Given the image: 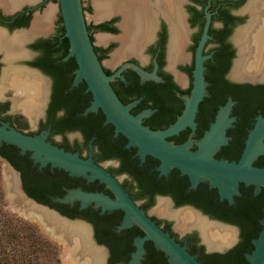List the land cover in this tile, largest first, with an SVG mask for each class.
Here are the masks:
<instances>
[{"label":"flooded vegetation","instance_id":"obj_1","mask_svg":"<svg viewBox=\"0 0 264 264\" xmlns=\"http://www.w3.org/2000/svg\"><path fill=\"white\" fill-rule=\"evenodd\" d=\"M48 1L14 9L15 0H0V121L31 135L47 131L46 139L52 144L91 157L202 264H244L242 258L246 260L252 249L248 243L252 245L262 226L264 185L177 165L166 167L160 158L142 153L126 135L116 131L100 108L83 113L92 95L85 81L71 85L76 61L73 57L64 59L62 54L65 46L59 6L57 16L53 19L52 10L45 26L35 23L51 7L44 10ZM107 1L96 0L95 15L101 3L110 13L96 15L87 24L93 43L105 49L100 60L112 75L110 82L119 98L131 104L130 112L152 130H164L176 122L186 106V96L191 94L196 50L206 33L200 52L204 56L205 93L191 122L164 138L189 151L232 162L242 156L250 131L260 123L255 139L258 146L249 160L264 166V0H130L128 5ZM83 7L84 12L91 9L92 0ZM133 10L145 14L147 31L141 51L114 57L116 50L111 53L110 65L106 64L103 59L116 42L121 44L125 14ZM100 23L115 26L116 31L101 29L97 26ZM118 29L121 32L115 36L106 35L105 43L95 42L94 30L114 34ZM136 66L156 77L143 76ZM55 94L73 105V125L53 126L66 113L63 101L52 106ZM228 101L230 106L223 116L227 123L222 120L219 131L220 108ZM4 144L10 143L0 144V155L8 146ZM11 145L14 147L6 149L13 152L22 169L7 160L18 170L24 190L26 184L46 186V201H38L25 190L27 195L62 215L88 222L104 252L101 264H130L135 238L145 231L136 222L119 228L123 208L102 209L96 201L82 205L78 197L63 199L75 188L114 197L111 188L99 178L73 175L50 163L39 166L31 150L21 152L17 145ZM162 201L168 203L171 212L188 211L200 217L209 232L192 220L184 224V218L164 213ZM143 246L135 264H168L169 255L151 238H146Z\"/></svg>","mask_w":264,"mask_h":264},{"label":"water","instance_id":"obj_2","mask_svg":"<svg viewBox=\"0 0 264 264\" xmlns=\"http://www.w3.org/2000/svg\"><path fill=\"white\" fill-rule=\"evenodd\" d=\"M58 6L64 26L63 35L67 37L69 42L68 51L64 55V59L73 56L77 64L71 85H77L78 82L84 80L86 89L92 95L90 103L84 108L83 113L96 111L100 108L104 113L105 121L111 122L116 131L126 135L129 142L136 144L142 153L148 152L160 158L166 167L177 165L184 170L188 169L215 177H219V174H222L233 179L264 185V166L253 165L249 160L252 151L258 146L255 139H257L256 137L259 133L260 123L250 131L242 156L238 161L232 162L219 161L209 157L207 154L189 151L185 147L175 145L164 138L166 135L181 128L184 124L191 122L197 110L198 102L205 93L204 56L200 52L207 36L206 33L203 34L197 46L193 68V86L191 94L186 96V106L183 113L168 128L152 130L141 122L138 115L130 112L129 107L131 104L123 103L111 85L112 75H108L105 72L91 40L82 0H58ZM136 67L143 76L156 77L152 73L147 75L142 68ZM229 106L230 101L220 108L219 131L222 120L223 123L224 121L227 123L223 116L227 113ZM46 136L47 131L31 135L16 129L7 122L0 121V144L2 142L13 143L20 148L21 152L31 150V156L35 161L39 162V166L50 163L52 166L61 167L73 175L99 178L111 188L114 192V197L99 191H85L75 188L70 190L69 194L63 199L78 197L81 199L82 205L96 201L97 204L101 205L102 209L123 208L125 213L119 228L136 222L145 231L143 236L135 238L136 250L132 252L130 264H135L141 257L144 251L143 242L146 238H151L156 246L163 248L167 252L169 255L168 264H202L182 244L175 240L167 230L158 225L142 207L132 200L109 171L95 163L91 157L84 158L77 152H71L52 144L46 139ZM0 159L4 161V165H7L8 170L13 172L18 192L23 199L52 212L67 222L83 224L88 229L90 243L103 251L101 245L95 241L88 222L83 219H74L62 215L55 209L29 197L21 184L18 170L2 155H0ZM260 222L262 226L257 237L253 239V249L247 253L248 264H264V215L261 217ZM57 231L61 232L60 230ZM68 242L72 246L71 252L79 262L81 263L82 260L87 261L86 257H84L86 253L81 254L79 252V247L74 243V237L73 240H68ZM103 253L97 264H101L105 260Z\"/></svg>","mask_w":264,"mask_h":264},{"label":"trees","instance_id":"obj_3","mask_svg":"<svg viewBox=\"0 0 264 264\" xmlns=\"http://www.w3.org/2000/svg\"><path fill=\"white\" fill-rule=\"evenodd\" d=\"M87 26L90 31V25L87 24ZM97 26L101 29L116 31L115 26H108L106 23H100ZM63 30H64V26H63ZM90 37L91 40H93L91 33H90ZM63 39H64L65 48H63L62 54L65 55L68 51L69 42L67 37L64 35H63ZM94 48L95 51L97 52L99 59H101L105 49L95 44H94ZM76 66L77 64L75 63V68ZM74 89L79 92V88L75 87ZM62 101L63 104L65 105L66 113L64 114V116L60 121L54 122L53 126L58 127V129L62 125L70 126L73 125V123L75 122L72 113L74 109L73 105L68 102L67 103L69 105H67L65 98H63L59 94H55L52 106L57 107ZM11 144L13 143L4 144V146L5 145L8 146H5V148L1 150L2 156L8 159L16 168L18 167L22 169L21 162H19L13 156V152L9 151V149H6V147L8 148L14 147ZM24 186H25V190L30 195H33L37 199H39L38 201H46L43 200L45 199L44 196L45 187H46L45 185L39 186V185L26 184ZM5 206H6L5 192L3 188L2 171L0 167V264H63L59 256L58 246L56 245V243H54L47 236H45L34 222L23 219L22 217L17 215L15 216L10 211H7V208ZM246 210L248 211V209ZM257 235L255 237H257ZM255 237H253V239ZM253 239H252V245L248 243L247 247L249 249L251 247L253 249ZM242 262L244 264H248V259L246 258L245 260L242 258Z\"/></svg>","mask_w":264,"mask_h":264},{"label":"bare ground","instance_id":"obj_4","mask_svg":"<svg viewBox=\"0 0 264 264\" xmlns=\"http://www.w3.org/2000/svg\"><path fill=\"white\" fill-rule=\"evenodd\" d=\"M21 1H25V0H15V4L18 6L21 3ZM109 1H107V2H109ZM118 1L120 3H123V4L125 3L127 5L130 2V0H115V2H118ZM102 3H103V1H102ZM102 3L100 4V7L98 6V9L96 12L97 13L96 15L98 17L105 16L106 14L110 13L109 9L105 8L106 4L103 7H101ZM108 4H110V3H108ZM108 4H107V6H108ZM109 8H112V6ZM52 10H53L52 7L48 8L46 10L45 15L42 17H39L36 20V22H35L36 26H39V25L45 26L46 24H44V22L47 23V21L50 19L51 15H52ZM124 20H125V24H123L124 32L122 35L120 34L121 35L120 46L121 45L122 46L114 53V57H117V56L124 54V53L136 52L137 50H140L142 40H143L144 36H146L147 29H146V22H145V14L142 13L141 10H139V11L133 10L132 14H130V15L125 14ZM106 37L107 36H105V35H99L100 39H104ZM33 77H35V76H33ZM39 80H40V78H39ZM20 92L23 93L24 92L23 89H20ZM33 108H32V111H34ZM6 169L8 170L7 165H6ZM9 173H11V172H9ZM12 178H13V175H12ZM16 191L18 192L17 187H16ZM18 195H19V197L17 195L16 196H17L19 202H21L20 205H21L22 210L25 211L27 209L34 208L37 211L42 212V215L45 216L46 220L53 226L54 229L60 230L61 231L60 233L65 237V239L73 240V237H74V243H76V245L79 247V252H81V254L86 253L84 255V257H86L87 261L82 260L81 264H97V261L102 257V252L90 243L89 238H88V229L86 226H84L83 224L75 223V222H67L66 220L54 215L52 212H50L46 209L40 208L38 206H35L29 201H25L21 197L19 192H18ZM160 208H161V210L164 211V213L171 214L177 218L178 217L184 218L185 219L184 224H185V222L192 220L193 224H197L200 227H202L205 232H207V233L209 232L210 228H208V225L206 224V222L204 220H202L200 217L194 216L193 214L189 213L188 211L171 212L169 209V205L166 201H162L160 203ZM31 213H34L36 216H40L39 212L32 211ZM231 234H232V232H231Z\"/></svg>","mask_w":264,"mask_h":264},{"label":"rangeland","instance_id":"obj_5","mask_svg":"<svg viewBox=\"0 0 264 264\" xmlns=\"http://www.w3.org/2000/svg\"><path fill=\"white\" fill-rule=\"evenodd\" d=\"M90 2H91V0H83L84 5H86V6ZM95 3H96V0H92L93 7L91 9H88L85 11L86 20L88 22H92L93 20H95V18H97V16L95 15V11H96ZM48 6L53 7V19H54L58 13V2H57V0H49L47 2V4L45 5L44 10ZM35 14H37V12ZM38 15L41 16V14H39V13H38ZM120 32H121V29H118V31L115 32L114 34L104 33V32H99V31L94 30L95 42L99 44V43H103L105 41L106 38H104V39L99 38L100 34L105 35V36L107 35V36H109L108 38H111V36H115L116 34H118ZM120 47H121L120 43L116 42V44L109 51L110 54H108V56H106L103 59L106 64L110 65L109 58L112 57L111 53L113 54V52L118 50L117 48H120ZM38 111H39V109H38ZM69 136H72V133H69ZM4 164H5L4 161L2 159H0V167H1L2 179H3V188H4V192H5V203H6L5 207L7 208V211H10L15 216L17 215V216L22 217L23 219L34 222L39 227V229L41 230V232L45 236H47L51 241L56 243V245L58 246L59 256H60L63 264H81L79 262V260L74 256V254L71 253V250H72L71 247L72 246L69 244L70 242H68V240L65 239V237L59 231H57L56 229L53 228V226L46 220L45 216L42 215V212L37 211L34 208H30V209H27L25 211L21 209V205H20L21 202H19V200L17 198V196L19 197V195H18V192L16 191V187H15V184L13 182L14 178H12V173H9L10 171L6 169V165H4ZM32 211L39 212L40 216H36L34 213H31ZM149 211L151 213H153L154 212L153 207H151ZM157 215L161 216V214H157Z\"/></svg>","mask_w":264,"mask_h":264},{"label":"crops","instance_id":"obj_6","mask_svg":"<svg viewBox=\"0 0 264 264\" xmlns=\"http://www.w3.org/2000/svg\"><path fill=\"white\" fill-rule=\"evenodd\" d=\"M36 1H38V0L23 1V2H21L18 6H15V7H13V8L16 9V8H19L21 5H23V4H25V3H34V2H36Z\"/></svg>","mask_w":264,"mask_h":264}]
</instances>
